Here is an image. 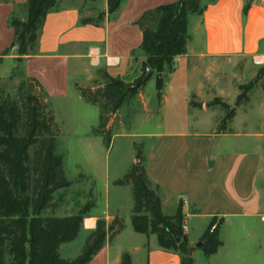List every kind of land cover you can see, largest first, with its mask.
Instances as JSON below:
<instances>
[{"label":"crops","instance_id":"obj_1","mask_svg":"<svg viewBox=\"0 0 264 264\" xmlns=\"http://www.w3.org/2000/svg\"><path fill=\"white\" fill-rule=\"evenodd\" d=\"M26 1L0 0L1 64L6 60L16 64V48L3 55L14 39L8 17L14 10L23 17L22 8L16 6H23ZM176 1L127 0L110 14L107 0H57L58 9L47 14L37 43L23 62L21 77L35 79L53 106L69 101L75 91L82 100L78 88L92 87L101 70L133 83L141 77L145 61L138 51L142 32L135 22L145 11ZM85 18L94 22L83 24ZM188 35L186 53L174 59L171 69L166 65L161 74V98L157 99V91L147 93L143 86L114 118L131 107H139L146 122L165 111L182 115L176 126L161 120L158 131L148 135L151 144L146 154V171L151 182L160 187L164 214L173 216L182 204L194 264L196 257L203 254L197 242H202L213 218L224 220L220 230L222 245L215 254L204 256L203 264L215 261L226 249L228 238L232 244L229 264H247L249 252L256 260L254 264H259V258L264 262V134L259 130L241 136L232 131L239 110L222 129L211 124L205 132H188L184 114L190 108L191 90L182 85L181 94L170 97V92L175 91L174 84L192 80L195 67L190 69L191 60L264 58V0H215L202 15L189 16ZM11 74L12 71L6 76ZM152 76L156 85V74ZM242 137L251 139L253 147H240L238 140ZM119 187L126 197L132 196L131 185ZM132 209L131 200L126 198V204L111 210L107 192L102 213H87L83 233L93 231L99 218L107 226L116 218L123 222L121 231L107 234L102 249L89 264H121L125 253L130 254L132 264H180L179 254L161 249L156 235L134 231ZM129 225L133 231L128 232L131 240L114 247Z\"/></svg>","mask_w":264,"mask_h":264},{"label":"trees","instance_id":"obj_2","mask_svg":"<svg viewBox=\"0 0 264 264\" xmlns=\"http://www.w3.org/2000/svg\"><path fill=\"white\" fill-rule=\"evenodd\" d=\"M126 1L107 0L108 12H117ZM214 1L178 0L145 11L135 22L142 32L138 48L145 57L142 75L147 68L156 74L158 100L164 86L161 74L165 66L171 69L174 59L186 53L189 16L202 15L208 4ZM16 7L22 8L24 16L21 17L17 10L9 15L8 26L14 31V39L3 54L7 55L16 48L17 66L11 77L24 75L23 62L36 45L47 14L58 9L57 0H27L25 5ZM93 22L90 18L82 20L83 24ZM135 82L125 83L101 70L92 87L78 88L83 100L99 107L100 123L93 133L103 137L107 146L111 143V132L107 128L111 118L145 85L135 88ZM33 84L48 97L32 78H25L19 86L20 92L26 87L29 89L22 105L14 99L0 96V264H6L7 256L11 258L9 264H89L102 249L107 234L121 231L123 222L116 218L107 226L105 220L99 218L81 254L70 260L61 256V245L78 237L84 229L88 212L85 208L76 215H42L53 194L71 183L63 174L62 157L55 151L58 128L54 114L48 111V104L39 101L31 92ZM234 116V111L228 113L226 122ZM134 149L136 162L115 182L117 186L132 187L131 222L134 231L156 235L161 249L179 254L180 264H194V249L183 230L185 216L182 204L173 216L164 214L160 187L153 184L147 175L142 145L134 143ZM223 223V219L218 223L216 218L210 221L201 239L205 256L215 254L222 245L220 230ZM212 227L215 228L212 230ZM121 264H132L129 253L123 255Z\"/></svg>","mask_w":264,"mask_h":264},{"label":"rangeland","instance_id":"obj_3","mask_svg":"<svg viewBox=\"0 0 264 264\" xmlns=\"http://www.w3.org/2000/svg\"><path fill=\"white\" fill-rule=\"evenodd\" d=\"M206 1L203 0V2ZM20 13L24 15L23 10ZM192 18L190 17V20ZM1 62L0 76L3 77H0V96L14 99L22 105L29 89L26 87L22 92L18 89L25 78L6 76L17 65L14 60H6L4 64ZM193 66L195 71L192 74V80L185 84H174L175 91L170 92V97L181 94L182 85L191 90L190 108L184 114L188 122V132H205L211 124L217 130L222 129L227 125L225 120L227 114L233 111L236 114L239 110L240 115L234 121L232 131L241 136L245 133H256L259 130L264 134V58L191 60L190 69ZM175 82L177 83V78ZM144 86L147 93L155 92L154 77L151 76ZM248 86L251 87L247 88ZM199 91L202 94L198 95ZM31 92L38 97L39 101L48 104V111L54 114L58 128L55 151L62 157L63 174L71 183L69 187L53 194L42 211V215L46 216L76 215L85 208L87 212L102 213L106 208L107 192L111 210L116 209L120 204H126V198H129L133 204L132 196L127 194L126 197L124 190L115 185V182L122 178L133 165L136 155L134 143L142 145L143 155L146 157L151 144L148 135L158 131L160 121L176 126L179 123L178 119L182 118V115L165 111L163 114L154 115L151 121L146 122L139 107L126 108L128 112L123 109L121 115L116 118L113 116L108 124L111 143L107 146L103 137L93 133L100 123L99 107L83 99L80 100L76 91V94H71L69 101L54 106L36 84H33ZM238 141H240L238 145L245 149L254 145L251 139L244 137ZM32 152L31 150V154ZM220 220L222 219L216 218V223ZM128 228L117 239L114 247L127 244L131 240L128 232L133 231L130 225ZM88 235V233L80 232L74 241L61 245V256L69 260L79 256ZM227 241L226 249L221 251L212 264H229V250L232 244L229 238ZM199 243L198 241L197 245ZM203 254L202 257H196L197 264H203L202 260L205 258ZM246 256L247 264L255 263L256 260L250 252ZM5 260L6 264H9L11 258L7 256ZM258 262L264 264L260 258Z\"/></svg>","mask_w":264,"mask_h":264},{"label":"water","instance_id":"obj_4","mask_svg":"<svg viewBox=\"0 0 264 264\" xmlns=\"http://www.w3.org/2000/svg\"><path fill=\"white\" fill-rule=\"evenodd\" d=\"M152 75H153V70L147 68L145 73L139 78V80L133 84V87L138 88L141 85L146 84V82L150 79ZM197 246L202 247V242H200Z\"/></svg>","mask_w":264,"mask_h":264},{"label":"built area","instance_id":"obj_5","mask_svg":"<svg viewBox=\"0 0 264 264\" xmlns=\"http://www.w3.org/2000/svg\"><path fill=\"white\" fill-rule=\"evenodd\" d=\"M258 61H260V60H258ZM214 228H215V227H212V230H213ZM183 230H184V232L186 233L187 228H186L185 225L183 226Z\"/></svg>","mask_w":264,"mask_h":264}]
</instances>
